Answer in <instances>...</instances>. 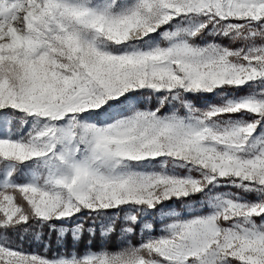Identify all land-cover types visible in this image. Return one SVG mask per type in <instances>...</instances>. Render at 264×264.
<instances>
[{"label":"snow or ice","instance_id":"6c2138e0","mask_svg":"<svg viewBox=\"0 0 264 264\" xmlns=\"http://www.w3.org/2000/svg\"><path fill=\"white\" fill-rule=\"evenodd\" d=\"M0 264H264V0H0Z\"/></svg>","mask_w":264,"mask_h":264}]
</instances>
